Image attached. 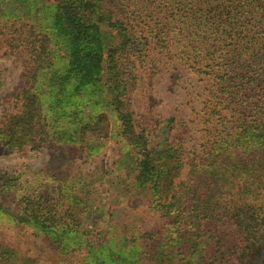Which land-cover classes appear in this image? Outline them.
I'll list each match as a JSON object with an SVG mask.
<instances>
[{
    "label": "trees",
    "instance_id": "obj_1",
    "mask_svg": "<svg viewBox=\"0 0 264 264\" xmlns=\"http://www.w3.org/2000/svg\"><path fill=\"white\" fill-rule=\"evenodd\" d=\"M11 1L0 0L2 15ZM29 1L52 7L51 27L67 50L68 64L53 73L49 40L35 35V41L24 39L25 50L36 54L21 110L0 122L4 151H39L57 140L78 146L88 157L96 140L88 133L95 130L107 137L106 128L100 122L93 127L81 116L73 121L81 106L74 99L63 105L62 96H78L80 87L92 85L108 70L111 85L105 84L100 94L90 93L103 95L114 107L118 135L134 160L137 188L150 191V208L164 222L159 231L143 236L151 242L149 264H264V0ZM140 19L164 37L163 43L172 35L169 40L178 42L183 59L213 83L207 101L209 139L202 154L193 155L187 179L179 183L181 149L168 138L161 144L144 131L137 133L128 102L121 99L135 79L131 55L140 44L135 35L144 32ZM109 31L116 37L111 47L106 45ZM40 75L46 84H40ZM43 96L55 106L48 102L51 107L45 108ZM11 189V182L0 185V210L2 194ZM42 198L21 192L18 211L9 216L16 225L49 238L60 264H142L135 251L141 247L128 245L126 238L116 240L112 231L99 226L97 215L86 230L75 210L45 207ZM65 200L79 201L70 196ZM19 260L15 249L0 241V264Z\"/></svg>",
    "mask_w": 264,
    "mask_h": 264
},
{
    "label": "rangeland",
    "instance_id": "obj_2",
    "mask_svg": "<svg viewBox=\"0 0 264 264\" xmlns=\"http://www.w3.org/2000/svg\"><path fill=\"white\" fill-rule=\"evenodd\" d=\"M47 2L55 3L54 0ZM9 6L6 14L0 13V122L21 110L22 91L29 86H26L27 71L31 69V60L36 53L33 51L30 55L25 50L28 44L24 39L35 41V35L38 40L45 37L49 40L53 73L63 72L68 64L67 50L56 39L51 27L52 7L46 9L43 3L36 6L29 0H13ZM139 21L144 32L140 30L135 35L140 38V44L136 43L139 46L131 55L135 79L121 99L128 102L137 133L144 131L155 143H160L161 139V144L168 138L181 149L184 166L176 179L179 183L187 179L193 155H201L209 139L207 101L211 100L209 92L213 83L209 77L194 71L192 61L183 59L177 49L178 42L169 40L172 35L163 43L164 37L155 34L154 27L146 26L142 19ZM105 33L108 35L106 45L111 47L115 44V33ZM57 41L60 42L58 45ZM107 55L106 48L104 66ZM109 75L105 70L98 81L80 87L78 96L71 92L62 96L63 105L74 99L81 106L82 113L75 114L73 121L81 116L83 122L93 127L100 122L106 128L107 137L95 130L93 134L88 133L96 139L88 157L78 146L57 140L39 151L28 147L12 154L6 153L0 144V185L7 182L13 185L10 192L2 194L0 241L15 249L20 259L18 264H60L62 259L49 238L11 220L9 214L18 211L21 192L42 195L41 202L45 207L54 205L75 210L86 230L91 229L90 221L97 215L100 227L112 231L116 240L126 238L128 245L141 247L139 252L135 250L140 253V262L150 263L151 242L143 236L159 231L164 222L150 208V191L137 188L134 160L118 135L114 107L103 95L90 93L95 90L100 94L105 84L111 85ZM44 76L38 77L40 84H46ZM41 100L45 108L55 106L50 98L43 96ZM66 112L65 108L64 113L68 114ZM169 118L174 119L173 123H165ZM58 190L59 194L53 193ZM69 196L79 201H66Z\"/></svg>",
    "mask_w": 264,
    "mask_h": 264
}]
</instances>
